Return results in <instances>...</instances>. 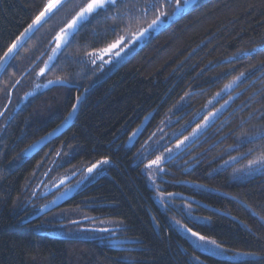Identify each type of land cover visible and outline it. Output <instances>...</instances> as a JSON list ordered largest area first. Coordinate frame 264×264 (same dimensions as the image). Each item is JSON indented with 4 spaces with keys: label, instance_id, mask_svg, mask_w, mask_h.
I'll return each mask as SVG.
<instances>
[{
    "label": "trees",
    "instance_id": "obj_1",
    "mask_svg": "<svg viewBox=\"0 0 264 264\" xmlns=\"http://www.w3.org/2000/svg\"><path fill=\"white\" fill-rule=\"evenodd\" d=\"M175 1L159 11L170 16ZM45 2L0 0V58ZM78 2L83 0H72ZM118 2V9L101 12L81 29L41 75L44 49L52 50L58 28L72 14L71 4L62 8L0 78V264H264V165L249 167L264 157V137L247 139L264 129V0H199L94 84L88 53L107 48L157 15L143 11L146 2L157 0ZM57 79L67 83H48ZM29 90L35 92L30 98ZM226 100L204 130L162 163L160 192L181 196L196 217L183 218L181 209L153 198L135 156L149 141L168 138L165 146L187 136ZM73 104L77 110L67 121L69 129L39 153L24 156L65 122ZM151 113L146 133L127 149L129 135ZM101 161L108 162L105 173L64 208L85 205L80 210L89 216L118 220L132 240L129 247L50 235L46 218L26 222L25 189L34 188L39 168H51L49 180ZM48 199L37 198L33 206ZM174 214L225 250L251 251L255 257L233 261L194 249L171 226L168 218Z\"/></svg>",
    "mask_w": 264,
    "mask_h": 264
},
{
    "label": "rangeland",
    "instance_id": "obj_2",
    "mask_svg": "<svg viewBox=\"0 0 264 264\" xmlns=\"http://www.w3.org/2000/svg\"><path fill=\"white\" fill-rule=\"evenodd\" d=\"M197 1L199 0H194V2L191 3L190 7H188L187 9L191 8ZM179 2L181 5L183 4V0H179ZM173 4H174V8L172 12L174 11L176 7L177 0ZM187 9L179 12L175 16L161 15L160 16L161 23H159V25L154 27L153 29H149L143 36L139 38H137L139 32L142 29L148 28L149 24H145L146 26H141L135 29L134 31H132V33L131 31L127 32V34L123 36L122 42L118 44L115 48H113L110 52H104L102 51V49H100L92 53L93 55L89 56V60H90V70H92V72L94 73L93 83L97 84L100 80H102L107 75H109L111 72H113L121 63H123L138 48H140L151 36L156 34L165 25H167V23L169 24L173 18L178 17L183 12H185ZM70 19L71 17L68 20ZM68 20L65 22V24L68 22ZM65 24L60 26L57 32H59V29L63 27ZM120 38L121 37H119L118 39ZM49 49H50L49 47H46V49H44L45 52L43 53L41 57L43 66L45 62L48 61V57L52 55V53L50 54L52 50L49 51ZM117 53L119 54L117 55ZM238 77L241 78V76H238ZM234 80L237 81V79H234ZM230 82H228L226 85L230 84ZM234 85L235 83L232 84L231 87L227 89H225V86H224L222 88L224 90L221 91L222 90L221 89L218 92L219 95L216 94L207 103V105L205 106V109L213 105L219 99H221L222 96L225 93H227ZM34 94L35 92H30L29 90L25 95L28 96V98H30ZM228 100H226L227 103H228ZM226 101H224L222 104H220L215 109L210 110L205 115L202 122L198 124L187 136H185V137H189V140H185V137H182L180 139L174 138L167 145L164 146V142L168 138L164 139L162 137L163 139H160L156 143H155V140L147 142L145 147L143 149H140L138 151V154L135 156L136 163H142L143 165V174L145 175L149 183L150 189L153 193V198L158 203L160 202L162 206L166 204H170L176 207L178 210L181 209L184 215L183 218L196 219V217L193 215L192 208L189 207L186 202L181 201V199H183L181 196L174 195L173 198H169V196H164L160 192V189H161L160 180L162 179V175H161L162 171L160 169H163L162 163L168 159H162L159 167L153 165L151 168H149L148 165L151 163V161H153L150 159L155 155H157V157L158 156L169 157L170 154L168 152V149H172L171 156L174 153H177L178 150H180L185 145H187L189 142H191L193 138H195L202 130H204L215 119V117H217V115L227 105V103H225ZM152 115H153L152 113L148 115V118L150 117V119L145 127L140 126L143 122L142 121L139 125L140 127L138 126L136 128V129L140 128L141 133L137 141L132 146L128 145V139L130 138V136L133 134V132L136 129L129 135L125 143V146L127 149H133L135 146L138 145L141 138L146 133V130L148 128ZM66 123L67 122H63V124H66ZM200 125H205V126L197 132V135L195 137H193L192 133L194 132V130H197L198 126ZM162 134L163 133H159V135H162ZM167 134L168 136L171 135V129L168 130ZM181 141H184V144H182L180 148L177 149L176 146L180 144ZM27 151L28 149L25 152ZM25 152L23 154L24 156H25ZM102 162L103 161L94 164L95 167H93L94 166L93 165L85 170H82V171L80 170L81 172L75 171L73 173L66 174V175H63L55 179H51L50 177L51 180L50 179L48 180V176L51 175V172H50L51 168L47 170H44V169L42 170V168H39L40 172L41 171L42 172L41 174L36 176L35 179H33L32 182L35 183L34 188H33V184L32 185L30 184V186H28L25 189V192H26L25 194L26 195L28 194L27 196L28 198H30L27 204L25 205L26 210L30 211V215L28 216L26 222H29V223L36 222V221H40L43 218H46L47 221L43 223H44V226L48 227V229L45 231L50 235H57L58 237H65L71 240H77V239L88 240V241H91V243H94V244L97 243L99 245H103L107 247H129L130 242L132 240H130L129 238L125 236L124 232L122 231V226L118 220H114L110 217H104V216L102 217L89 216L85 214L82 210H80V209H84L86 207L85 205L78 206V208L72 210V209L64 208V206L68 202L67 201L63 203L61 206L54 208L46 213L41 214V211L44 208L51 205V203H54V202L56 203L57 198L59 196L71 195L70 198L72 199L76 195V193H78L83 187L93 184L97 177L105 173L104 169L108 162L107 163H102ZM89 169H92V171L89 172ZM247 173L249 172L245 171L244 174H247ZM37 198H42V199L49 198V199L48 201H46V203L40 206L38 205L37 208H35L33 205ZM179 216L180 215L178 214H174V215H171L170 218H168L171 226L174 229H176L177 232L181 236H183L194 249L201 251L203 253L209 254L207 251L203 249L211 248L212 245L202 244V242L198 241L195 237L191 236L190 232L187 231L189 228L186 226L183 220L178 219ZM112 241H120L121 243L116 246H113ZM197 245H200V247H197ZM221 249L223 250L222 253L213 255V256H216L219 258H229L230 260H233V261H239V260L253 257V256L237 255V253H240V252H230V251L225 250L223 247H221ZM217 251L219 252L220 250H217Z\"/></svg>",
    "mask_w": 264,
    "mask_h": 264
},
{
    "label": "snow or ice",
    "instance_id": "obj_3",
    "mask_svg": "<svg viewBox=\"0 0 264 264\" xmlns=\"http://www.w3.org/2000/svg\"><path fill=\"white\" fill-rule=\"evenodd\" d=\"M194 0H183V4L181 5L179 0H177L176 7L174 11L171 13L172 16L177 15L179 12L184 11L188 7H190L191 3H193ZM171 0H157V2L153 3H145L143 11L147 13L150 10H155L157 12L156 18L152 21L151 24L148 25V28L142 29L137 38L143 36L149 29H153L154 27L158 26L160 21L161 15H167V13H162L159 11L160 8H163L166 6V4H170ZM71 4L70 11L71 19L68 20V22L59 29V32L56 33L54 36V43L55 47L52 49V55L48 57V61L45 62L44 68L40 69V74L42 75L45 71V69L50 68L51 62L55 60L57 56L61 54V52L66 48L69 47L71 42L75 40L81 29H83L88 23H90L93 19H95L97 16L101 14V12H109L111 9H118L119 8V2L118 0H83V2L78 3H72V0H46V2L43 5V8L39 11V14L35 16L32 23L28 25V27L24 30V33L21 35H25L27 33H31L35 30H37L38 26H42L43 23H46L47 20H49L52 15L61 10L62 8L68 7ZM124 15H127V13H123ZM113 19H117L118 17H112ZM123 40V37L118 39L115 43L110 44L107 48L102 49L104 52H110L113 48H115L118 44H120ZM18 47V44H13L12 47L8 49V52L4 54V58H0V69H3L5 64L7 63V59L10 58V54L13 52V50ZM119 53H117L118 55ZM88 55H93L92 53H88ZM241 76L244 75V73L240 74ZM240 77H237L238 80ZM49 84H65L67 81L65 79H57L55 81L50 80L48 81ZM236 83L235 80L230 82V84L225 85V89L231 87L232 84ZM222 89L221 91H223ZM219 95V93H217ZM77 103L79 102L80 97L77 98ZM227 103V101L225 102ZM76 104L72 105V111L68 113V115L65 117V122L69 121L74 113L76 112ZM219 111V110H218ZM2 115V113H0ZM205 125L198 126L197 130H194L192 133V136L195 137L197 135V132L203 128ZM256 136L264 137V129L257 130L256 133L253 134V136L247 137V139H253ZM131 139V138H130ZM185 140H189V137H185ZM184 144V141H181L180 144H178L176 147L177 149L180 148V146ZM169 157H161L158 156L155 160L151 161V163L148 165L149 168H151L153 165L159 167L162 159H169L171 157L172 149H168ZM235 159V158H233ZM102 163H107V161H103ZM255 164H261L264 165V157H261L258 160L252 161L249 165V167H252V165ZM95 167V165L93 166ZM161 171L163 169H160ZM92 169H89V172H91ZM187 231L190 232L191 236L195 237L198 241L202 242V244H209L212 245L211 248L203 249L207 251L209 254L217 255L222 253V249L220 244H218L215 240H209L204 235H200L197 232L191 231V229H188ZM120 241H112L113 246H116L120 244ZM197 247H200V245H197ZM217 250H220L219 252ZM237 255L242 256H253L255 257V252H240L237 253Z\"/></svg>",
    "mask_w": 264,
    "mask_h": 264
},
{
    "label": "water",
    "instance_id": "obj_4",
    "mask_svg": "<svg viewBox=\"0 0 264 264\" xmlns=\"http://www.w3.org/2000/svg\"><path fill=\"white\" fill-rule=\"evenodd\" d=\"M58 12V11H57ZM55 12L52 17L57 13ZM51 17V18H52ZM50 18V19H51ZM49 19V20H50ZM47 20V22L49 21ZM33 21V20H32ZM32 21L29 23L31 24ZM46 22V23H47ZM46 23H43L42 26H38L37 30L31 32V33H27L25 35H21L22 33H24V30L28 27H26L18 36L17 38L11 43V45L8 47V49L10 47H12L13 44H18V47H16L13 52L10 54V58L7 59V63L5 64L3 69H0V78L2 77V75L4 74L5 70L7 69V67L9 66V64L12 62V60L18 55V53L26 46V44L31 40V38L37 33V31H39V29H41ZM28 24V25H29ZM8 49L5 51L8 52ZM4 53V54H5ZM4 54L2 55L1 58H4ZM150 117L148 118V116L143 120L142 124L140 126L145 127L146 124L148 123ZM139 126V127H140ZM70 127V123H66V124H62L61 126H59L58 128L52 130L51 132H49L48 134H46L45 136H43L42 138H40L39 140H37L35 143H33L30 148L28 149L27 152H25L26 156H31V155H35L37 153H39L42 149H44L47 145H49L50 143H52L53 141H55L56 139H58L61 135H63ZM141 133V129L138 128L136 129L133 134L130 136V138L128 139V145L132 146L137 139L139 138V135ZM71 195H62L59 196L57 198V202L55 203H51V205H49L48 207L44 208L41 211L42 213H46L54 208H57L59 206H61L63 203L69 201Z\"/></svg>",
    "mask_w": 264,
    "mask_h": 264
}]
</instances>
